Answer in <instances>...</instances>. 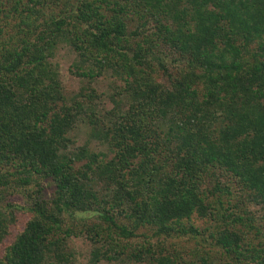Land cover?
Wrapping results in <instances>:
<instances>
[{"label":"trees","instance_id":"16d2710c","mask_svg":"<svg viewBox=\"0 0 264 264\" xmlns=\"http://www.w3.org/2000/svg\"><path fill=\"white\" fill-rule=\"evenodd\" d=\"M63 43L88 83L108 70L124 82L128 107L113 122L87 113L90 84V104L66 103L52 60ZM83 114L113 156L70 148ZM31 185L36 201L0 212V264H67L82 235L90 264H208L211 250L195 247L185 261L186 237L264 264L222 201L238 187L264 204V0H0V200ZM19 209L31 218L4 244ZM195 214L215 226L197 227ZM142 227L151 235L133 242Z\"/></svg>","mask_w":264,"mask_h":264},{"label":"rangeland","instance_id":"374dc122","mask_svg":"<svg viewBox=\"0 0 264 264\" xmlns=\"http://www.w3.org/2000/svg\"><path fill=\"white\" fill-rule=\"evenodd\" d=\"M136 21L137 18L135 16H132L129 26L131 30L137 29L138 23ZM145 31L152 32L153 25H148ZM52 60L59 69L60 78L63 85V94L68 105H72L75 99H79L82 102H85V105L90 104L89 97L80 96L82 87L90 84V86L95 89L96 96L92 98V108L87 112L89 115L92 111H96L98 120L104 122L105 124H108L109 121L113 122L117 118V115L120 114L121 109H127L129 98L125 91V88L123 87L124 82L115 74H113L111 70L106 71L103 75L88 83V79H84L83 77L76 75L75 71H78L79 69L77 66L79 60L78 55L66 43H63L59 46ZM91 129L92 126L88 122V116L84 114L80 116V118L76 120L75 125L68 134L73 141V145H71L70 148L77 149L79 146L87 144L93 151H102L104 153H107L109 157L113 156L114 154L109 151V145L107 143L100 142L99 139L92 137ZM228 181L230 180L228 179ZM42 184V196L45 198L51 197L55 189V184L47 179L42 180ZM37 188V185H31L26 189L19 188L12 191L7 195L6 200H0V212H6L10 210L8 208L9 206L7 205L8 203H12L13 205L19 204L28 207L37 199L35 194L36 191H34ZM233 190L234 191L232 195H226L222 199L224 211L242 217V221L231 224L232 229L235 228V230L242 236V242L244 243V245H252L258 248H264V204L247 199L245 194L238 187L237 189L236 187L233 188ZM211 200H214V198H212ZM15 214L16 222L11 226L12 228L10 234H8V236L6 237L4 244L11 243L31 218V212L27 209L16 210ZM77 215L78 217L86 219L94 218L93 213L90 212L78 213ZM192 222L200 228H213L215 226L216 219L207 217L200 218L197 214H195L193 216ZM151 233L152 231L150 227H142L138 231V237L132 239V241H143L145 240L144 235L149 237ZM153 241H155V239ZM207 242L208 243L206 246H204L205 244L200 242H197L195 244V241L193 239L186 237L185 240L178 245L179 248L177 249L179 251L182 250L181 253L185 261H188L189 259V249L195 247L196 249H198V255H203L207 251L211 250L210 254L212 258H210L208 264L247 263L244 259H241L240 261L238 258L222 255V252L219 250L218 246L215 245V247L213 248L212 244H210L212 243L211 240ZM69 245L70 248L68 250L72 251L74 255L71 258V261L67 264H90L93 243L86 236L82 235L78 237H72L70 239ZM185 251L188 252V254L185 253ZM98 264H150V262L147 260L136 261L128 256H124L121 260L118 261L103 260Z\"/></svg>","mask_w":264,"mask_h":264}]
</instances>
